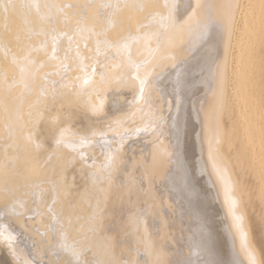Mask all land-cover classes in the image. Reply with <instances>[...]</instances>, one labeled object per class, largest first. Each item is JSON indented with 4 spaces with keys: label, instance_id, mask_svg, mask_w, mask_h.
Masks as SVG:
<instances>
[{
    "label": "bare ground",
    "instance_id": "obj_1",
    "mask_svg": "<svg viewBox=\"0 0 264 264\" xmlns=\"http://www.w3.org/2000/svg\"><path fill=\"white\" fill-rule=\"evenodd\" d=\"M84 2L11 0L15 8H10L8 13L0 6V72L8 69L11 60V53L5 58L6 47L15 49L16 35L27 42L25 29L37 26L35 9L26 14L20 5ZM102 2L115 3L116 0H94L96 4ZM120 2L141 3L144 0ZM152 2L160 5L155 19L145 20V13H136L148 27L138 32L133 20L130 25L133 38L127 40L129 47L121 49L119 55L115 50L110 51L116 59L107 62L106 81H101L97 75L93 83L80 87L84 73L77 71V64L72 63L76 43L79 42L82 54L94 55L97 37L86 33L85 41L80 35L75 36L66 61L73 68L66 74L68 87L58 88L67 94L64 111L72 113L70 119L61 121L65 129L63 146H55L50 135L42 134L43 129L53 127L51 117L56 115L55 112H43L42 116V106L33 109V142H20L18 147L14 143L15 133L14 139L10 140L5 127L8 110L21 107L27 120L29 105L36 103L39 90L21 95L23 89L17 88L10 97L6 86H0V191L19 186L20 203H17L16 211L22 214L19 218L0 215V229L11 224L19 234L15 256L10 254L0 237V264H44L53 226L57 243L63 242L70 248L87 237L93 248L86 257L89 260H110L112 264H158V261L168 264V261L191 260L196 264L206 259L199 241L201 233L207 231L211 233L218 259L225 264H249L230 209L242 218L240 224L247 234L251 251L262 264L250 231L248 209L251 204L244 180L248 172L259 180L257 198L264 213V96L261 92L264 85V32L261 24L257 21L254 28L246 30L241 22L231 38L225 32L222 42L213 36L202 46L203 42L197 39L200 29H197L196 21L201 24L205 21L203 9H197V15L188 20L190 9L187 5H195L197 0ZM8 3L9 0H0V5ZM199 3L212 5L213 16L219 21L235 10L236 5H258L260 0H199ZM169 16L171 19L166 27L161 28L162 18ZM103 23L107 26V14ZM93 24L95 31L100 32L98 20L90 22L89 27ZM160 31L165 32L163 42L166 43L168 36L172 37L177 62H187L180 68L186 73L188 85L182 92L183 104L179 111L174 104L169 107L167 103L172 99L176 78L170 59H156L149 68L164 73L158 85H149L145 89L146 94L151 95V102L129 103L134 95H139V80L133 79L137 69L132 65L159 56L153 33ZM106 36L111 41L118 36L127 37L128 32L121 33L117 27L108 30ZM85 42L92 52L83 51ZM50 44L51 40L49 53ZM58 47L59 59L48 61L40 70L41 75L58 70L53 65L61 63L69 48L66 37L60 38ZM217 53V65L210 71L209 58ZM113 64L117 67H112ZM139 74L143 76V68ZM61 75H65L62 70L60 75L52 78L60 80ZM76 76L81 79L76 80ZM37 83L42 81L38 79ZM44 87L51 88L49 84ZM105 113L109 114V119L96 122L97 117ZM161 116L164 123L157 128ZM108 124L112 129H108ZM113 129L121 132L127 129L133 135L119 154L120 171L106 178L103 166L107 163V151L101 154L98 144L92 146L87 140L81 144L80 140L91 130L105 131V139H110ZM136 129L141 130L139 135L135 134ZM177 138L180 161L187 170V179L194 185V192L181 190L185 172L175 163L176 156L173 155L177 151ZM118 141L119 137H116L115 142ZM85 157L94 159V163H83ZM53 197L56 199L55 215L48 210ZM101 211H105V223H114L115 227L94 234L90 231L95 227L91 217ZM21 225H26L27 230ZM61 231L66 233L63 241ZM38 232L44 235H38ZM42 240L44 244L40 243Z\"/></svg>",
    "mask_w": 264,
    "mask_h": 264
},
{
    "label": "snow or ice",
    "instance_id": "obj_2",
    "mask_svg": "<svg viewBox=\"0 0 264 264\" xmlns=\"http://www.w3.org/2000/svg\"><path fill=\"white\" fill-rule=\"evenodd\" d=\"M3 7L4 13H8L9 9H14L15 5L9 3L6 5H0ZM26 12L30 14L31 10L34 8L37 15V26L28 27L25 29L27 33V42L22 41L19 35L15 37V49L11 47H6L5 58L7 59L8 54L11 53V60L7 70L0 72V86H6V90L11 97L12 93L17 89H23L21 95L32 94L36 92L37 100L35 104L29 105V111L27 113L28 119L24 118L22 108L15 106L8 110V120L5 123V127L8 130L10 140H14V143L19 147L20 142L24 144H31L33 142V136L35 132L32 130L34 121L32 119L33 109L42 106L41 115L43 112H48L49 114L55 112L56 115L51 117L52 128L43 129L42 134L50 135L55 146L60 147L65 144L64 132L65 129L62 127L61 121L65 119H70L72 113L70 111H64V96L66 93H62L58 88L68 87V72L72 71V64L66 63L69 60L68 53L72 51L71 45L75 39L76 35H80L86 41V33H90L96 36L94 55H84L82 54L79 42L76 43L75 57L72 58V63L77 64V71L84 73L83 83L80 87L89 85L94 82V78L99 75L101 81L107 80V73L105 69L109 67L108 61L115 60L116 56L110 55L111 50H115L116 54L119 55L121 49H127L129 47L127 40L132 39V32L130 25L133 20H135L137 30L144 29L148 27L136 13H145L144 19H155L156 10L160 5L153 3L152 0H144L141 3H121L120 0H116L115 3L102 2L99 4L94 3V0H85L84 3H69V4H50V3H25L20 5ZM230 8L232 6H229ZM187 8L190 9L188 14V20H192L193 17L197 15V9H203L205 16V21L203 24L199 20L196 21L197 29H200L197 33V39L202 41V46L208 44L213 36L217 37L220 42L223 41L224 33L227 32L229 38H231L233 32L236 28L243 22L244 28L246 30H251L254 28L257 21L261 24V30L264 32V0H260V3L253 4L249 3L247 5H236L235 10L230 11L221 20L217 21L213 16L212 5L207 3L201 5L199 0L195 5L189 3ZM42 9L44 11H42ZM245 9L248 11L246 12ZM237 11L240 13L239 19L237 18ZM125 13H127L125 15ZM105 14L108 16L107 26L104 25ZM168 18H162L161 28H165ZM101 28L100 32L95 31V24L89 27L90 22L97 21ZM188 21H185L187 23ZM172 27L175 28V21H171ZM119 27L121 33L124 31L128 32L127 37H117L116 39L109 40L106 33L110 29H116ZM156 38V52L159 56H153V60H146L143 63L133 64L132 66L137 69V74L133 76L134 80H139V95L135 96L132 102L137 100L142 101L145 104L151 102V95L146 94L145 89L149 85H158L162 80L164 73L155 72L154 68L150 71V66L154 63L156 59L160 61L171 60L172 61V71L176 73L175 81L173 82L172 88V99L168 100L167 103L169 107L175 105L177 111H179L181 105L183 104L182 92L188 85L186 79V73L181 72V65L186 64L184 60L177 62L176 54L174 53V42L171 36L167 37L166 43L164 41L165 32L160 31L153 33ZM43 37V39H40ZM61 37H66L69 42V48L65 50V56L59 65H53L54 70L52 72L40 74V70L45 67L48 61L59 59V42ZM138 38V37H137ZM123 39V42H122ZM49 40H51V52L49 53ZM35 41V42H34ZM83 51L85 53L92 52L93 49L88 47V44L84 43ZM219 59V54L215 57H210L209 69L210 71L214 69L217 65ZM78 61V63H77ZM87 61V63H85ZM112 67H117L113 64ZM143 68L144 74L141 77L139 70ZM18 69V71H17ZM61 70L65 75H61L60 80L53 79L52 77L61 74ZM154 73V74H153ZM150 78V79H149ZM41 80L42 83H37V80ZM76 80H80V76L75 77ZM49 84L51 86L50 90L45 89L44 85ZM223 84L221 86V97L224 96ZM164 97L161 96V100ZM57 105H60L57 108ZM97 111V109H94ZM109 119V114L105 113L102 116L97 117L96 122H103ZM119 123V121H117ZM164 123V118L161 116L157 122L156 127L159 128ZM108 129H112V125L108 124ZM86 131H88L86 129ZM140 129L135 130V134H140ZM146 132L147 129H144ZM27 133V134H26ZM163 133L161 132L160 135ZM107 132L96 130H91L88 135L81 138L80 143L82 144L84 140H87L92 146L97 144L100 146L101 154L107 151V163L103 166L106 171V178H111L113 172L120 171L121 157L120 153L123 150L124 143L131 138L133 132L125 129L120 131L118 129H113L110 139H105ZM119 137L118 143L115 142V138ZM39 147V144H37ZM176 156L175 163L179 165L185 172V180L182 185V191L194 192L195 188L191 180L187 179V170L184 169L183 164L180 161L179 153V140L177 138V151L173 153ZM83 163L89 164L94 163V159L90 157L83 158ZM126 167V166H125ZM55 191V187L53 188ZM19 186L12 189L5 188L0 191V215L5 217L12 215L18 218L22 215L17 213L16 205L20 203L19 200ZM163 202V197H162ZM55 204L56 199L53 197L52 204L49 206V212L55 215ZM234 220L236 221L235 227L240 235L242 248L245 250L249 257V264H261L259 259L252 253L251 246L249 244L247 234L243 231L240 221L241 217L235 215V211L230 209ZM105 211H101L98 214H94L91 219L95 222V227L91 228L94 234L96 232H103L105 230H112L115 224L105 223ZM27 219H34V217H27ZM71 224V220H69ZM26 229V225H21ZM63 229V225H61ZM52 240L47 242V252L44 264H112L110 260H105L103 262L93 258L92 260L87 259V255L93 252L92 245L88 241L87 237L83 240L77 242L76 247H69L67 244L61 242L57 243L56 229L51 227ZM38 235H44L37 233ZM0 237H3V244L9 249L11 255L16 254V243L19 239V234L16 233L15 228L11 224H8L3 229H0ZM66 238V233L61 231L60 239L63 241ZM35 243V242H34ZM44 244L45 241H41ZM123 243V241H121ZM199 247L203 252L206 259H202L196 262V264H225L224 261L217 258L218 253L212 239L211 233L204 231L201 233V238L199 241ZM123 252V249L121 250ZM50 254V255H48ZM139 264V262H138ZM146 264V262H145ZM159 264V261H158ZM168 264H193L191 260H174L168 261ZM242 264V262H239Z\"/></svg>",
    "mask_w": 264,
    "mask_h": 264
},
{
    "label": "rangeland",
    "instance_id": "obj_3",
    "mask_svg": "<svg viewBox=\"0 0 264 264\" xmlns=\"http://www.w3.org/2000/svg\"><path fill=\"white\" fill-rule=\"evenodd\" d=\"M261 90H263L261 92H263L264 96V85ZM244 180L248 187L249 203L251 204V207L248 209L250 231L256 248H258L262 264H264V213L257 198L259 180L250 172L244 175Z\"/></svg>",
    "mask_w": 264,
    "mask_h": 264
}]
</instances>
